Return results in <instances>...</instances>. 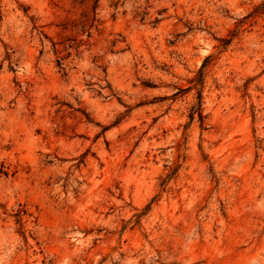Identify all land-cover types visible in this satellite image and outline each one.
Listing matches in <instances>:
<instances>
[{"label": "rangeland", "instance_id": "obj_1", "mask_svg": "<svg viewBox=\"0 0 264 264\" xmlns=\"http://www.w3.org/2000/svg\"><path fill=\"white\" fill-rule=\"evenodd\" d=\"M0 264H264V0H0Z\"/></svg>", "mask_w": 264, "mask_h": 264}, {"label": "trees", "instance_id": "obj_2", "mask_svg": "<svg viewBox=\"0 0 264 264\" xmlns=\"http://www.w3.org/2000/svg\"><path fill=\"white\" fill-rule=\"evenodd\" d=\"M98 0H96V3H97ZM96 9V6L94 7V10ZM94 16H95V12H94ZM230 40V39H229ZM229 40H221V45L222 47L226 46L228 43H229ZM208 58L205 59L201 69H203L205 67V64L207 62ZM198 103L196 106L192 107L190 109V112H189V122H193L194 118L197 117V120L200 124V128L204 129V116L202 115V108H201V97H200V93L198 94ZM172 174L174 173H171L170 175H168V178H170L172 176ZM167 179L163 180L162 184L161 185H164L166 184L167 182Z\"/></svg>", "mask_w": 264, "mask_h": 264}]
</instances>
